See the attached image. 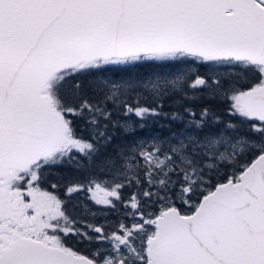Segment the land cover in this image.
<instances>
[{"label":"snow or ice","instance_id":"1","mask_svg":"<svg viewBox=\"0 0 264 264\" xmlns=\"http://www.w3.org/2000/svg\"><path fill=\"white\" fill-rule=\"evenodd\" d=\"M0 264H264V0H0Z\"/></svg>","mask_w":264,"mask_h":264}]
</instances>
